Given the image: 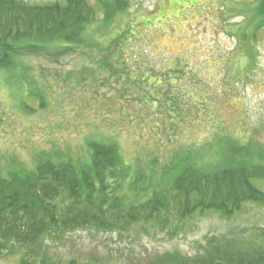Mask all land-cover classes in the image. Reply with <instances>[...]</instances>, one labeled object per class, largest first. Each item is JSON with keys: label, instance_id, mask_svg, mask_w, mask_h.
<instances>
[{"label": "rangeland", "instance_id": "1", "mask_svg": "<svg viewBox=\"0 0 264 264\" xmlns=\"http://www.w3.org/2000/svg\"><path fill=\"white\" fill-rule=\"evenodd\" d=\"M21 1L40 5L62 0ZM89 1L98 9L97 0ZM256 1L128 0V15L117 18L115 26L137 22L149 38L137 40L138 54L124 55L122 63L129 67L124 75L114 76L104 67L106 54L99 50L31 55L36 80L48 91V104L39 110L40 102L27 98L38 113L26 114L22 97L0 80V167L12 160L31 167L37 152L55 148L82 161L86 138L97 132L120 144L128 166L146 172L153 166L163 169L180 148L210 142L219 133L264 145V30L256 40L254 61L237 49L241 25ZM174 72L182 77L173 86L176 94H156L168 90ZM146 73L161 81L152 92L155 104L152 97L144 100L146 90L128 81ZM175 96L179 106H174ZM173 109H180L179 115ZM257 185L264 191V181ZM261 226L264 205L249 204L230 219L216 212L196 215L173 237L138 228L122 233L80 230L51 244L50 253L63 264H155L165 254L193 256L210 237L250 233ZM19 260L1 258L0 264Z\"/></svg>", "mask_w": 264, "mask_h": 264}, {"label": "trees", "instance_id": "2", "mask_svg": "<svg viewBox=\"0 0 264 264\" xmlns=\"http://www.w3.org/2000/svg\"><path fill=\"white\" fill-rule=\"evenodd\" d=\"M97 5L98 9L89 0L40 5L0 0V80L22 97L24 113H38L27 105V98L37 99L39 110L48 104V91L36 80L31 55L99 50L106 54L104 67L114 76L128 74L124 55L138 54L137 40L149 37L137 22L122 29L115 26L117 18L128 15V0H97ZM241 29L237 49L254 61L256 40L264 30V0L256 1ZM116 64L121 66L117 69ZM173 74L165 92L156 90L161 86L156 74H139L128 81L146 90L144 100L150 102L153 91L165 97L175 91L182 77ZM172 99L179 106L177 97ZM151 103H156L154 98ZM173 110L179 115L180 109ZM220 135L180 148L163 169L153 166L148 172L128 166L120 144L98 132L86 138L87 156L82 161L58 148L37 152L31 167L12 160L0 167V259L18 256V264H63L50 253L51 244L69 233L138 228L145 234L161 231L173 237L196 215L216 212L230 219L249 204L264 205V191L257 185L264 181V145L252 138ZM155 264H264V226L250 233L210 237L193 256L165 254Z\"/></svg>", "mask_w": 264, "mask_h": 264}]
</instances>
